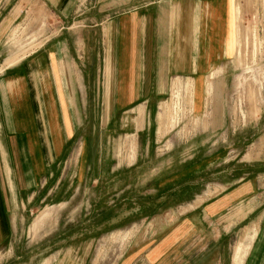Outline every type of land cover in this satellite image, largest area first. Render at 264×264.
<instances>
[{"label": "rangeland", "instance_id": "obj_1", "mask_svg": "<svg viewBox=\"0 0 264 264\" xmlns=\"http://www.w3.org/2000/svg\"><path fill=\"white\" fill-rule=\"evenodd\" d=\"M20 1L2 0L0 24ZM94 1L75 0L64 19L32 0L0 36V75L7 64L83 25ZM235 4L228 34L233 55L217 64L225 70L171 79L155 114L142 106L138 116L120 115L109 126L101 122L100 102H89L59 164L34 187L31 201L13 211L0 264H116L136 243L174 245L184 264L253 258L264 233V0ZM198 81L207 91L201 110L194 97ZM211 159L212 167L192 177L193 189L172 190L171 175ZM208 184L200 202L237 197L212 218L186 204Z\"/></svg>", "mask_w": 264, "mask_h": 264}, {"label": "crops", "instance_id": "obj_2", "mask_svg": "<svg viewBox=\"0 0 264 264\" xmlns=\"http://www.w3.org/2000/svg\"><path fill=\"white\" fill-rule=\"evenodd\" d=\"M36 1L64 19L70 18L75 3ZM31 3L21 0L10 8L0 24L1 37ZM93 8L81 21L83 25L56 36L1 71L0 248L12 233L13 211L21 202L31 201L34 187L43 185L59 164L65 140L73 141L71 134L79 130L89 102H100L105 126L120 115L138 116L142 106L149 115L155 114L171 79L198 80L213 75L225 70L218 62L233 55L228 34L235 0H95ZM197 84L194 97L201 110L206 106L207 91L203 83ZM197 161L171 175L175 177L170 180L174 192L193 189L192 177L214 164L213 159ZM208 185L198 195L192 193L186 204L212 218L237 197L200 202L212 188ZM263 237L264 233L258 236L253 258L246 264H264ZM154 246L130 245L116 264H184L180 248Z\"/></svg>", "mask_w": 264, "mask_h": 264}]
</instances>
